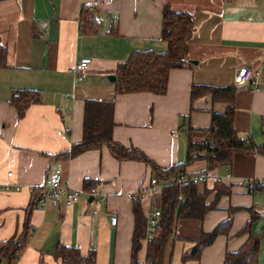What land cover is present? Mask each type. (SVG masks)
<instances>
[{"label": "crops", "instance_id": "1", "mask_svg": "<svg viewBox=\"0 0 264 264\" xmlns=\"http://www.w3.org/2000/svg\"><path fill=\"white\" fill-rule=\"evenodd\" d=\"M165 5L194 17L190 65L169 72L163 95L117 94L108 79L117 64L134 50H166L160 37ZM85 6L101 20L100 33L80 32ZM111 28L116 35L107 32ZM0 42L7 50L6 66L0 68V243L29 227L18 264H61L54 256L59 244L74 246L82 255L93 250L95 264H130L134 198L128 195L147 187L152 172L143 162L118 161L106 146L56 157L81 140L86 99L113 101V141L133 146L166 169L184 163L188 129H194L193 141H203L212 113L228 106L210 95L191 100L192 86H233L236 72L248 67L259 77L236 87L234 127L253 143H264V0H0ZM84 57L92 63L78 82L69 69ZM19 90L40 95L21 118L8 103ZM205 167L195 162L185 174H205L208 188L217 179L230 194L202 221H177L166 245L167 264H222L226 252L239 250L246 241L247 234L238 232L252 214L258 218L251 231L264 227V190L249 191L245 184L264 180V155L237 152L230 167L210 172ZM53 168L61 170L71 189L81 191L74 205H33L30 189L40 188ZM157 195L142 200V212L156 210ZM230 209L235 211L228 236H218L198 261L182 262L201 233L224 222ZM138 255L143 261L145 249ZM258 264H264V241Z\"/></svg>", "mask_w": 264, "mask_h": 264}, {"label": "trees", "instance_id": "2", "mask_svg": "<svg viewBox=\"0 0 264 264\" xmlns=\"http://www.w3.org/2000/svg\"><path fill=\"white\" fill-rule=\"evenodd\" d=\"M94 8L85 6L81 11L80 32L82 34H97L101 32L102 22ZM195 31V20L191 13L175 11L169 5L162 9L161 40L166 43V50L152 49L134 50L126 61L117 64L113 82L115 92L120 95L148 92L163 95L167 89L168 74L174 69H183L190 65L188 61V44ZM116 35V29L107 31ZM6 46L0 42V68L6 66ZM210 95L214 102L228 104L223 113H212L211 126L206 130L203 141H193L194 129L187 132V150L184 163L160 169L156 164L133 146L124 147L116 144L112 139L113 101L96 99L84 100L82 138L73 144L69 151L56 157H75L89 150H96L106 146L118 161H139L147 164L152 172L151 177L158 183L170 180L181 174L191 164L203 161L205 172L218 167H230L233 156L237 152L245 154L259 153L264 155V143L257 145L250 137H242L234 127V100L236 88L234 86L214 87L193 85L190 91L191 100ZM40 101V95L35 90H19L13 92L8 103L21 118L26 109ZM90 181V180H89ZM86 181L87 183H90ZM86 184V183H84ZM249 191L264 190V185L251 181ZM214 192V198L206 203V198ZM230 194L223 183L214 181L212 188L206 184H168L159 193V210L155 231L146 243L147 220L142 212V200H132L134 229L132 234L130 264H167L165 250L168 240L173 238L178 220L188 219L202 221L205 215L215 210L219 199ZM35 205V202H33ZM235 209H230L229 217L215 227L211 232H203L196 241V246L190 254L182 256V262L198 261L202 250L211 245L220 236H228ZM258 215L252 217L238 234H247V239L241 248L235 252H226L222 264H258L259 250L264 241V227L258 232H252L251 226ZM29 227L25 226L16 238L0 243V264H12L27 241ZM145 249L143 261L139 260V252ZM61 264H95V252L89 250L82 255L74 246L58 245L54 255Z\"/></svg>", "mask_w": 264, "mask_h": 264}, {"label": "built area", "instance_id": "3", "mask_svg": "<svg viewBox=\"0 0 264 264\" xmlns=\"http://www.w3.org/2000/svg\"><path fill=\"white\" fill-rule=\"evenodd\" d=\"M92 63L90 58L84 57L77 61L70 69L69 72L74 75L75 79L79 82L82 80L83 75L89 65ZM259 77V72L254 71L251 68H240L233 79V86L240 87L247 83H254ZM258 88V87H257ZM11 175V174H9ZM208 177L205 174H181L176 178L173 177L170 180L158 183L154 178L150 179L149 185L145 188L138 189L135 194H129L130 198H136L143 200L148 196L157 195L161 192L163 186L176 183V184H206ZM256 184L264 185V180L253 181ZM250 187L251 182L245 183ZM246 185V186H247ZM81 191L71 189L62 179V173L59 168H53L50 173L47 174L43 185L40 188H31L30 194L32 195V201L39 207H50L53 209L59 208L63 203L65 206L70 207L74 205L79 198ZM144 213V212H143ZM159 210H148L144 213L147 220L146 229V241L150 240L155 231L157 224V217L159 216ZM116 216L110 217V222L113 226L116 225ZM12 264H18L13 262Z\"/></svg>", "mask_w": 264, "mask_h": 264}, {"label": "water", "instance_id": "4", "mask_svg": "<svg viewBox=\"0 0 264 264\" xmlns=\"http://www.w3.org/2000/svg\"><path fill=\"white\" fill-rule=\"evenodd\" d=\"M111 82H114L115 81V76H109L108 78Z\"/></svg>", "mask_w": 264, "mask_h": 264}, {"label": "rangeland", "instance_id": "5", "mask_svg": "<svg viewBox=\"0 0 264 264\" xmlns=\"http://www.w3.org/2000/svg\"><path fill=\"white\" fill-rule=\"evenodd\" d=\"M157 196H159V194ZM156 198L159 199V197H156Z\"/></svg>", "mask_w": 264, "mask_h": 264}]
</instances>
